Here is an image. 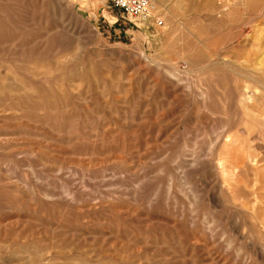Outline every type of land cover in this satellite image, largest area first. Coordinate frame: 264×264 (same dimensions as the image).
<instances>
[{
	"label": "rangeland",
	"instance_id": "rangeland-1",
	"mask_svg": "<svg viewBox=\"0 0 264 264\" xmlns=\"http://www.w3.org/2000/svg\"><path fill=\"white\" fill-rule=\"evenodd\" d=\"M151 2L0 0V264L264 258V0Z\"/></svg>",
	"mask_w": 264,
	"mask_h": 264
},
{
	"label": "bare ground",
	"instance_id": "bare-ground-1",
	"mask_svg": "<svg viewBox=\"0 0 264 264\" xmlns=\"http://www.w3.org/2000/svg\"><path fill=\"white\" fill-rule=\"evenodd\" d=\"M15 1H18V0H15ZM4 5V4H3ZM6 5V4H5ZM7 6V5H6ZM8 6H10L9 4H8ZM8 8V7H7ZM11 7H9V9H10ZM14 10H15V8L14 7H12ZM13 9H10V10H13ZM17 11H18V9H17ZM16 12V11H15ZM22 12V11H21ZM21 12H17V13H21ZM5 13H8L10 16H11V18L12 19H19L20 17H23V16H21V15H19V14H13L11 11H9L8 9H5ZM24 15V14H23ZM21 19V18H20ZM18 22H19V20H18ZM225 141V140H224ZM224 141H223V143H224ZM227 142H228V140H227ZM229 145V144H228ZM221 159H218L217 158V160H216V162L213 164V168L210 170V172H212V175H214V176H216V178H219V180H220V178L222 177L223 179H225L224 177H226L227 175H228V170H227V167L225 166V162L223 163V162H221L220 161ZM235 160V159H234ZM228 164V163H227ZM178 171H179V169H178ZM234 178V177H233ZM231 180V179H230ZM263 183V182H262ZM230 187V186H229ZM229 187H227L228 188V190H229ZM263 189H264V183L262 184V186H261ZM192 190V189H191ZM233 190V189H232ZM236 191H234L233 190V193H232V196H230L231 198H232V200L233 201H237L236 199H239V200H241L240 199V197L242 196H244V195H242L243 193H244V191L242 190V194H241V189H240V187H238V188H236L235 189ZM229 192V191H228ZM261 192H263V191H261ZM238 193H240V195L238 194ZM247 193V192H246ZM250 195V194H249ZM195 197V196H194ZM245 197V196H244ZM246 197H248V196H246ZM245 197V198H246ZM244 198V199H245ZM257 198H259V199H263L264 200V192L260 195V194H257ZM196 199V198H195ZM194 199V200H195ZM229 200V199H228ZM238 200V201H239ZM215 201V200H214ZM216 202V201H215ZM263 202V201H262ZM233 203V202H232ZM214 204V203H213ZM262 204V203H261ZM263 204H264V202H263ZM245 206V205H244ZM235 209H237V207L236 206H233ZM264 207V206H263ZM239 208V207H238ZM262 208V207H261ZM242 209V208H241ZM264 208H262V210H263ZM262 210H257V212L255 211L253 214H251V219H249L250 220V222H249V224H248V226L246 227L247 228V232H249L250 234L251 233H254L255 232V230H256V232L258 233V234H260V235H262L263 237H264V234L262 233L263 231L262 230H264V229H262V230H259V229H257V222H260V223H262V220H264V219H262V215H263V213H264V210L262 211ZM243 211L244 210H242L241 212L243 213ZM245 212V211H244ZM245 214V213H244ZM246 216H248V215H246ZM205 220V219H204ZM211 221L212 222H214V219H211ZM205 222V221H204ZM264 223V222H263ZM208 225V224H207ZM263 227V226H262ZM208 230V229H207ZM210 231V230H209ZM211 235V234H210ZM246 234L244 233V232H242L241 234H239V238L241 239V241H244V240H246ZM256 253V252H255ZM255 255V254H254ZM61 256H63V255H61ZM256 256V255H255ZM259 256V255H258ZM65 259V258H64ZM259 261H260V264H263L264 262V258L260 255L259 256Z\"/></svg>",
	"mask_w": 264,
	"mask_h": 264
},
{
	"label": "built area",
	"instance_id": "built-area-1",
	"mask_svg": "<svg viewBox=\"0 0 264 264\" xmlns=\"http://www.w3.org/2000/svg\"><path fill=\"white\" fill-rule=\"evenodd\" d=\"M111 6L132 20L150 18L154 8L151 0H110Z\"/></svg>",
	"mask_w": 264,
	"mask_h": 264
}]
</instances>
